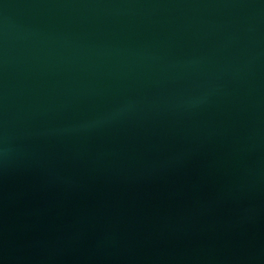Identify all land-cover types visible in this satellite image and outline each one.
Returning <instances> with one entry per match:
<instances>
[{
	"label": "water",
	"instance_id": "water-1",
	"mask_svg": "<svg viewBox=\"0 0 264 264\" xmlns=\"http://www.w3.org/2000/svg\"><path fill=\"white\" fill-rule=\"evenodd\" d=\"M0 264H264V0H0Z\"/></svg>",
	"mask_w": 264,
	"mask_h": 264
}]
</instances>
